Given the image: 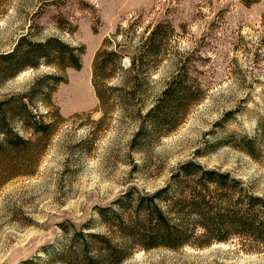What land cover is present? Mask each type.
<instances>
[{"label":"rangeland","instance_id":"rangeland-1","mask_svg":"<svg viewBox=\"0 0 264 264\" xmlns=\"http://www.w3.org/2000/svg\"><path fill=\"white\" fill-rule=\"evenodd\" d=\"M161 21L176 33L147 80L144 100L136 103L147 112L179 62L201 91L172 131L148 150L136 151L137 119L120 101H111L113 109L105 114L92 85V64L119 27L136 30L135 43ZM30 31L84 45L85 53L81 68H67L66 82L52 94L63 119L36 172L0 186V264H61L45 253L63 242L61 223L79 228L94 218L97 206L111 204L131 187L153 192L192 158L264 194V0L0 1V53ZM123 63L129 64L127 57ZM52 73L41 66L18 74L0 85V100L28 91L37 78ZM120 77L111 84H119ZM37 106L39 114L47 112ZM122 264H264V247L233 236L205 247L138 250Z\"/></svg>","mask_w":264,"mask_h":264},{"label":"trees","instance_id":"trees-1","mask_svg":"<svg viewBox=\"0 0 264 264\" xmlns=\"http://www.w3.org/2000/svg\"><path fill=\"white\" fill-rule=\"evenodd\" d=\"M135 31L119 27L103 42L94 56L92 85L105 114L111 101H120L125 111L133 113L138 126L132 146L142 151L179 124L178 115L201 89L179 62L157 102L143 113L136 100H144L147 80L166 56L176 31L170 22H157L133 43ZM119 35L122 43L114 40ZM84 53V45H72L55 35L41 38L31 31L10 51L0 53V85L28 69H54L37 78L28 91L0 100V186L36 172L63 119L52 94L66 82L67 68H81ZM119 75V84H111ZM37 102L46 113L37 112ZM60 226L63 242L45 253L61 264H122L138 250L205 247L233 236L264 247V194L255 193L230 172L192 158L178 164L155 191L131 187L111 204L97 206L94 218L79 228L73 223Z\"/></svg>","mask_w":264,"mask_h":264}]
</instances>
